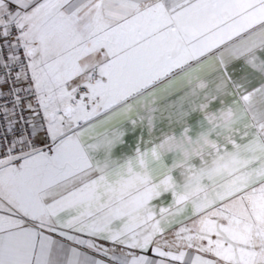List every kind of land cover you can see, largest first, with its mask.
<instances>
[{
    "label": "snow or ice",
    "instance_id": "6c2138e0",
    "mask_svg": "<svg viewBox=\"0 0 264 264\" xmlns=\"http://www.w3.org/2000/svg\"><path fill=\"white\" fill-rule=\"evenodd\" d=\"M264 0H0V264H264Z\"/></svg>",
    "mask_w": 264,
    "mask_h": 264
},
{
    "label": "crops",
    "instance_id": "0c3cea01",
    "mask_svg": "<svg viewBox=\"0 0 264 264\" xmlns=\"http://www.w3.org/2000/svg\"><path fill=\"white\" fill-rule=\"evenodd\" d=\"M262 72H264V68L262 69ZM259 78H264V76H262V77H258V79H259Z\"/></svg>",
    "mask_w": 264,
    "mask_h": 264
},
{
    "label": "rangeland",
    "instance_id": "374dc122",
    "mask_svg": "<svg viewBox=\"0 0 264 264\" xmlns=\"http://www.w3.org/2000/svg\"><path fill=\"white\" fill-rule=\"evenodd\" d=\"M263 69V68H262Z\"/></svg>",
    "mask_w": 264,
    "mask_h": 264
}]
</instances>
